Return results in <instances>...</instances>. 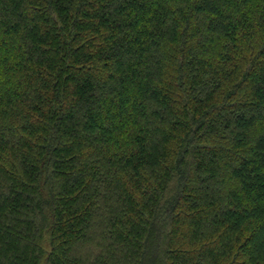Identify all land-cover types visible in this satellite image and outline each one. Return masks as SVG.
Segmentation results:
<instances>
[{"label": "trees", "instance_id": "trees-1", "mask_svg": "<svg viewBox=\"0 0 264 264\" xmlns=\"http://www.w3.org/2000/svg\"><path fill=\"white\" fill-rule=\"evenodd\" d=\"M0 264H264V0H0Z\"/></svg>", "mask_w": 264, "mask_h": 264}]
</instances>
